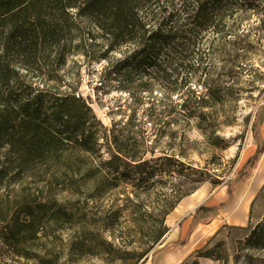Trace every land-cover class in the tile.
Segmentation results:
<instances>
[{
  "label": "trees",
  "instance_id": "obj_1",
  "mask_svg": "<svg viewBox=\"0 0 264 264\" xmlns=\"http://www.w3.org/2000/svg\"><path fill=\"white\" fill-rule=\"evenodd\" d=\"M246 10L245 0H0V260L33 259L32 248L48 237L50 226L72 220L68 209L56 204L57 191L90 182L95 196L129 185L138 197L168 183L159 218L148 225L146 248L133 263L144 264L168 232L165 218L193 193L190 184L172 182L175 175L186 178L184 169H191L174 156L145 161L143 153L120 150L100 160L105 145L99 142L101 125L60 73L73 56L96 60V46L102 49L101 60L120 54L109 61L108 74L130 84L138 81L142 92L154 80L164 88L175 84L182 67L203 68L204 93L191 89L179 115L182 129L192 118L200 121L199 127H212V116L244 72L246 51L237 53L244 48L226 20L240 18ZM217 49L227 54L216 56ZM218 60L222 68L210 75ZM254 138L256 152L240 178L247 177L264 152L259 131ZM105 141L116 146L115 138ZM93 156L98 160L94 165ZM214 210L201 205L196 212L214 216ZM185 244L178 240L172 246ZM48 252L37 256V264H54Z\"/></svg>",
  "mask_w": 264,
  "mask_h": 264
},
{
  "label": "rangeland",
  "instance_id": "obj_2",
  "mask_svg": "<svg viewBox=\"0 0 264 264\" xmlns=\"http://www.w3.org/2000/svg\"><path fill=\"white\" fill-rule=\"evenodd\" d=\"M245 2L247 10L240 18L226 20L240 36L236 40L244 49L237 53L246 51L244 72L235 79L228 101L212 116V127H199L200 121L192 118L189 127L182 129L184 118L179 115L190 91L204 93L203 68L182 67L175 84L164 88L160 80H154L142 92L138 81L130 84L122 76L108 74L109 61L120 54L101 60L98 53L102 49L96 46V60L73 56L60 73L68 89L87 102L101 125L103 140L99 142L105 145L100 160L109 159L115 150L143 153L145 161L170 155L193 170L184 169L186 178L175 175L172 182L190 184L191 194L197 193L196 206L188 210L181 206L165 218L168 232L144 263L264 264V152L247 177L239 175L256 152L255 131L264 146V0ZM215 52L219 57L227 54L226 50ZM219 62L213 63L210 75L222 68ZM181 78L189 85H183ZM113 138L116 146L106 144L105 139ZM91 158L92 165L97 164V158ZM91 187L90 182H77L70 192L57 191L56 204L65 206L72 220L50 226L48 237L32 248L33 259L5 258L0 264H37V256L47 250L54 264H133L146 248L148 225L159 218L169 184H159L155 193L138 197L129 185L102 196L92 195ZM201 205L214 208L215 215L197 213ZM209 217L213 219L206 224ZM178 240L186 244L172 246Z\"/></svg>",
  "mask_w": 264,
  "mask_h": 264
},
{
  "label": "crops",
  "instance_id": "obj_3",
  "mask_svg": "<svg viewBox=\"0 0 264 264\" xmlns=\"http://www.w3.org/2000/svg\"><path fill=\"white\" fill-rule=\"evenodd\" d=\"M195 194H197V193H194V194H191V195H189V196H186V197H184V198H182L181 199V201L177 204L178 206L175 208V210L173 211V212H171L170 214H174L175 212H176V210H180V207L182 206L183 208H186V207H188L187 208V210L188 209H191L192 207L194 208L195 206H196V204H195V197H194V195ZM192 208V209H193ZM182 210V209H181ZM169 214V215H170ZM168 215V216H169ZM180 223V222H179ZM183 226V228H184V225H182ZM187 227V226H186ZM181 232H183V229H182V231ZM179 258H175L174 259V261H177ZM144 264H151V263H149V262H145Z\"/></svg>",
  "mask_w": 264,
  "mask_h": 264
}]
</instances>
